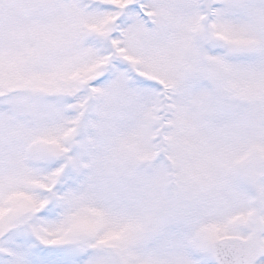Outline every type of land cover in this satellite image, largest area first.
Masks as SVG:
<instances>
[{
    "label": "snow or ice",
    "instance_id": "obj_1",
    "mask_svg": "<svg viewBox=\"0 0 264 264\" xmlns=\"http://www.w3.org/2000/svg\"><path fill=\"white\" fill-rule=\"evenodd\" d=\"M0 264H264V0H0Z\"/></svg>",
    "mask_w": 264,
    "mask_h": 264
}]
</instances>
